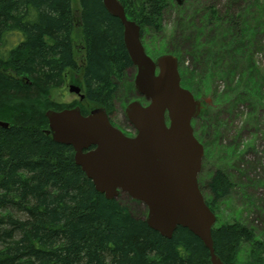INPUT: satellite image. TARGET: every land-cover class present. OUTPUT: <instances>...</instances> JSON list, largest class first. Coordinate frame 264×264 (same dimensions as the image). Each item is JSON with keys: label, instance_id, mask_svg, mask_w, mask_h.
I'll return each mask as SVG.
<instances>
[{"label": "trees", "instance_id": "16d2710c", "mask_svg": "<svg viewBox=\"0 0 264 264\" xmlns=\"http://www.w3.org/2000/svg\"><path fill=\"white\" fill-rule=\"evenodd\" d=\"M120 2L127 18L140 25L143 42L148 33L163 31L169 7L179 8L174 0ZM245 7L221 15L209 3L198 22L184 11L190 28L195 27L191 49L196 44L201 51L200 37L208 28L209 34L221 28L218 34L226 44L221 50L249 54L245 43L258 33L245 25ZM76 28L84 39L83 66L75 58ZM210 53L198 60L204 66L200 73L179 58L182 84L194 92L204 86L214 93L210 84L216 75L235 79L234 70L216 64ZM233 60L239 62L238 57ZM133 67L124 26L103 0H0V121L8 123L0 126V264H212L210 250L188 228L179 226L167 238L118 197L109 199L99 192L76 163L74 148L55 141L49 131L48 110L78 103H60L50 96L72 73L82 76L85 100L110 115L116 81ZM246 72L258 74L251 65ZM243 86L242 80L236 81V90ZM215 94L221 101L232 97ZM206 105L199 117L207 121L211 112ZM81 110L84 115L91 111ZM207 187L210 196L205 200L217 215L218 204L232 193L234 183L217 168ZM212 237L215 253L225 264H264V238L257 239L244 223L214 226Z\"/></svg>", "mask_w": 264, "mask_h": 264}, {"label": "water", "instance_id": "95a60500", "mask_svg": "<svg viewBox=\"0 0 264 264\" xmlns=\"http://www.w3.org/2000/svg\"><path fill=\"white\" fill-rule=\"evenodd\" d=\"M103 3L124 26L125 46L137 67V92L149 101L134 100L126 107L137 134L128 136L114 126L104 107L84 115L79 106L48 110L49 131L55 141L74 148L76 163L99 192L109 199L127 193L142 201L151 228L167 238L179 226L188 228L210 250L212 264H225L214 249L217 217L198 182L205 148L192 120L202 102L182 86L178 57L165 53L153 59L142 43L140 25L127 18L120 0ZM69 90L84 99L80 86L71 84ZM0 126L8 123L0 121Z\"/></svg>", "mask_w": 264, "mask_h": 264}, {"label": "rangeland", "instance_id": "374dc122", "mask_svg": "<svg viewBox=\"0 0 264 264\" xmlns=\"http://www.w3.org/2000/svg\"><path fill=\"white\" fill-rule=\"evenodd\" d=\"M209 3L214 4L221 15L230 11L227 4L232 8L231 13L236 11V7L246 6L245 25H249V29L258 33L251 39L245 38L249 54L235 53L238 56H234L231 50H221L226 49V44L222 45L223 40L218 34L221 28H214V34H209L208 28L206 34L200 37V44L203 46L201 51H197V46L200 45L196 44L193 50L191 49L195 27L190 28L189 17L184 11L195 15L198 22L202 13L206 11L205 5ZM175 4L179 8L183 5V11L175 6L169 7L163 17V31L155 35L148 33L146 38H143V44L153 59L161 54L170 53L178 57V60L181 57L185 67H195V71L199 73L204 68L201 65L203 63L198 64L201 55L209 52L213 54L216 64L223 63L224 69L228 72L231 68L234 70L235 79L222 75L212 78L210 88H213L214 93L205 91L204 86L197 87V91L194 92L185 84L182 85L190 89L203 105L207 104L211 112L207 121L202 116L192 121L195 134L205 147L203 168L199 174L204 196L206 198L210 196L207 181L217 168H222L234 183L232 193L217 206V220L214 226L239 221L252 228L256 238L261 240L264 238V0H200V2L184 0L182 4L176 1ZM226 31L227 29L224 30ZM74 49L77 61L83 66L85 46L80 28L74 31ZM236 57L239 58L238 63L233 60ZM250 65L256 68L258 73L256 76H250L246 72ZM217 68L214 69L215 74L218 73ZM244 72L245 77L242 76ZM136 74L137 67L134 66L127 70L123 78L116 81L118 90L114 108L110 112L112 123L129 136H134L137 131L126 115L127 105L134 100H140L143 104L148 102L137 92ZM204 74L206 72H203ZM241 80L244 86L236 90V81ZM71 84L78 85L83 90L80 73H72L63 85L53 89L50 95L52 99L60 103L78 102L76 106L91 110L99 107L70 92ZM256 87L258 90L255 91ZM215 93H226L232 97L221 101L217 99ZM118 198L136 216L147 217L148 207L142 201L132 198L127 193H120ZM247 253L246 247L242 255L243 260L246 259Z\"/></svg>", "mask_w": 264, "mask_h": 264}, {"label": "bare ground", "instance_id": "6f19581e", "mask_svg": "<svg viewBox=\"0 0 264 264\" xmlns=\"http://www.w3.org/2000/svg\"><path fill=\"white\" fill-rule=\"evenodd\" d=\"M76 58V57H75Z\"/></svg>", "mask_w": 264, "mask_h": 264}]
</instances>
